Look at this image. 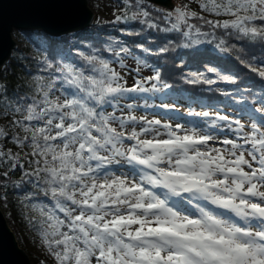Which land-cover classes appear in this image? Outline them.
Masks as SVG:
<instances>
[{"label": "snow or ice", "instance_id": "6c2138e0", "mask_svg": "<svg viewBox=\"0 0 264 264\" xmlns=\"http://www.w3.org/2000/svg\"><path fill=\"white\" fill-rule=\"evenodd\" d=\"M21 6L41 51L0 61V196L53 264H264V0H118L131 43Z\"/></svg>", "mask_w": 264, "mask_h": 264}, {"label": "water", "instance_id": "95a60500", "mask_svg": "<svg viewBox=\"0 0 264 264\" xmlns=\"http://www.w3.org/2000/svg\"><path fill=\"white\" fill-rule=\"evenodd\" d=\"M23 2L24 0H0V61L4 63L8 62L17 45L13 38L14 30H38L24 23L17 26V22L23 21L26 17V9L21 6ZM74 2L82 13L79 24L90 27L94 22L95 11L89 5V0H74ZM149 2L163 7L174 4L173 0H149ZM0 264H33L26 251L20 247L2 208H0Z\"/></svg>", "mask_w": 264, "mask_h": 264}, {"label": "rangeland", "instance_id": "374dc122", "mask_svg": "<svg viewBox=\"0 0 264 264\" xmlns=\"http://www.w3.org/2000/svg\"><path fill=\"white\" fill-rule=\"evenodd\" d=\"M179 2L180 0H173L174 4ZM185 2H189V0H185ZM89 5L95 11L94 21L99 20L101 24H105L106 21L114 18L113 13L116 11L114 0H89ZM0 122H3L2 117H0ZM3 205L4 202L0 199V208L4 210ZM4 213L18 239L20 247L26 251L31 262L33 264H53L52 258L43 244V237L40 234V217L38 213L32 211L30 204H25L18 213L17 210L12 211L10 215L5 210ZM18 214H20V217L21 215L23 216V218L21 217L25 221L23 225L19 224Z\"/></svg>", "mask_w": 264, "mask_h": 264}, {"label": "trees", "instance_id": "16d2710c", "mask_svg": "<svg viewBox=\"0 0 264 264\" xmlns=\"http://www.w3.org/2000/svg\"><path fill=\"white\" fill-rule=\"evenodd\" d=\"M115 2V7H116V11H117V7H118V0H114ZM151 3V2H149ZM122 6V5H119ZM157 7H161V6H157ZM115 11V12H116ZM96 27L101 31L102 35H111L114 38L117 39H123L126 41H129V43H131V41L133 40L132 37H128L126 35H124V32L128 30V25H112L109 23H105V24H96V20L93 22V24L88 27L89 29ZM137 27H139L137 25ZM155 35V34H153ZM15 39H16V43H17V47L14 50V52L12 53L11 57L9 58L8 62H11L13 60V57H15V67L13 69V71L19 76V75H25L26 76V71H25V65L27 64V61H25L23 59V57L25 56H34L38 51H41L40 47H39V29L38 30H33V31H21V32H16L14 34ZM141 55H143L141 53ZM224 60H231V62L233 64H235V60L232 57H223ZM30 68L32 67L31 65L29 66ZM237 69H239L241 71V73H244L246 70L243 69L241 66H239L238 64H236ZM131 82V81H130ZM202 95L204 96H209L211 95L210 93H203ZM205 100L208 103H219L223 100L222 97H205ZM0 199L4 202L3 208L5 211L8 212V215H10V213L12 211H16L17 213L18 211H21L22 207L25 204H28L29 202L26 200H23V194L19 193V192H14L12 190H10L8 198L5 200V198L3 196H0ZM46 203H48V201H45ZM21 217L23 218V216L21 215ZM20 214H18V218H19V224H24V219H21ZM16 226V225H15ZM17 227V226H16Z\"/></svg>", "mask_w": 264, "mask_h": 264}, {"label": "bare ground", "instance_id": "6f19581e", "mask_svg": "<svg viewBox=\"0 0 264 264\" xmlns=\"http://www.w3.org/2000/svg\"><path fill=\"white\" fill-rule=\"evenodd\" d=\"M16 32H21V31H19V30H14V32H13V38H14V34H15ZM16 44H17V43H16ZM16 47H17V45H16ZM15 49H16V48H15ZM15 49H14V50H15ZM14 50H13V52H14ZM13 52H12V53H13Z\"/></svg>", "mask_w": 264, "mask_h": 264}]
</instances>
